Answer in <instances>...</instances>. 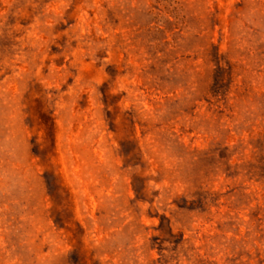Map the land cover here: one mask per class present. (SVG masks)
<instances>
[{"label": "rangeland", "instance_id": "obj_1", "mask_svg": "<svg viewBox=\"0 0 264 264\" xmlns=\"http://www.w3.org/2000/svg\"><path fill=\"white\" fill-rule=\"evenodd\" d=\"M0 264H264V0H0Z\"/></svg>", "mask_w": 264, "mask_h": 264}]
</instances>
